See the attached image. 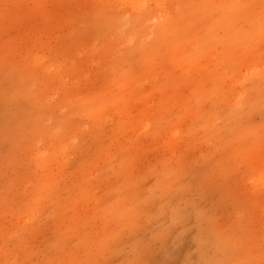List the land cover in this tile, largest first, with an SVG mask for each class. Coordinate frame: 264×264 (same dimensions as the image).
<instances>
[{
  "label": "rangeland",
  "instance_id": "rangeland-1",
  "mask_svg": "<svg viewBox=\"0 0 264 264\" xmlns=\"http://www.w3.org/2000/svg\"><path fill=\"white\" fill-rule=\"evenodd\" d=\"M0 264H264V0H0Z\"/></svg>",
  "mask_w": 264,
  "mask_h": 264
}]
</instances>
